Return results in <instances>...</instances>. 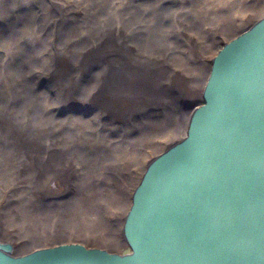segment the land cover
Returning <instances> with one entry per match:
<instances>
[{"label": "bare ground", "instance_id": "bare-ground-1", "mask_svg": "<svg viewBox=\"0 0 264 264\" xmlns=\"http://www.w3.org/2000/svg\"><path fill=\"white\" fill-rule=\"evenodd\" d=\"M263 7L264 0H0V242L14 255L44 246L37 227L72 238L65 242L106 239L109 230L112 242L130 206L131 168L185 134L209 73L210 42ZM66 100L82 113L57 114ZM152 118L166 121L165 139L149 128L130 139L131 124ZM53 180L68 190L65 200L42 193ZM21 198L32 209L22 223L38 216L33 226L20 225ZM55 200L64 207L35 211ZM44 217L53 223H40Z\"/></svg>", "mask_w": 264, "mask_h": 264}, {"label": "water", "instance_id": "water-1", "mask_svg": "<svg viewBox=\"0 0 264 264\" xmlns=\"http://www.w3.org/2000/svg\"><path fill=\"white\" fill-rule=\"evenodd\" d=\"M201 99L132 191L128 251L0 242V264H264V17L217 50Z\"/></svg>", "mask_w": 264, "mask_h": 264}, {"label": "rangeland", "instance_id": "rangeland-1", "mask_svg": "<svg viewBox=\"0 0 264 264\" xmlns=\"http://www.w3.org/2000/svg\"><path fill=\"white\" fill-rule=\"evenodd\" d=\"M235 11H236V9L233 8L232 12H235ZM263 17H264V7L251 20L243 22V23H236L232 29H229L227 31L221 29L220 31H222L223 33L220 32L221 34H219V36L216 37V39H214L209 44V51H208L209 52L208 53L209 54V56H208L209 58L206 59V66L208 68H210L211 58H212V57H210V54H212V56H214L215 53L217 52V50L222 46L224 41L230 39L231 37H234L235 35H237L241 31L245 30L253 22H255L256 20H259V19H261ZM235 18H237V17H235ZM45 85H46V82H45ZM67 101L69 102V100H66L64 102V104H63V111H61L59 108L56 109L57 114H62V113L70 114V113H73V112L82 113V111L79 110V107H78L79 102L78 101L76 102L75 100H73V101H75L74 102L75 104H73L71 102L67 106H65ZM195 101H198L199 104H200L202 102V99H201V97H198V96L194 97V101H192L191 104H190L192 107H195V106L199 105V104L195 105L194 104V103H196ZM153 114H154V116L156 118L160 117V112L159 111L158 112L155 111ZM156 118H152L153 120L150 123H144L141 120V122H135V123L131 124V126H130V139H139V138L143 137V134H141V133L142 132L146 133L147 132L146 128H149L147 133H150L152 135V137H154L156 135H160V138H163L164 136H161V135L166 134V132L168 131V129H167V131H165L166 127L164 126L166 121L164 120V122H163V121H160L159 119H156ZM110 128L112 129V127H110ZM162 131H165V133H163ZM169 137L170 138H168V139L163 138V139H165V141H162L160 144H157L156 148H154L153 150L149 151L151 156L147 157L145 159V162L142 164V167L139 164H141L144 161V159H141L140 162H138V164L135 165V167L131 168L132 177L135 176V178H132L133 180L131 182L136 181V177H138L140 174L142 175V170L144 171V169H145L143 167L144 166L146 167V164H147V162L149 160H151L153 157H155L156 155L161 153L170 144L180 140L183 137V135H178V136H176L173 139H171V136H169ZM131 182H130V192L133 191L134 185H135V182H133V183H131ZM42 193L46 194V195L54 196L55 198H61V200L68 196L67 195L68 194V190H66L65 193H62V195L60 194V195H57V196H55L54 194H51V193H46L44 191H42ZM21 200H22V202H21L22 205H17L18 206V215H19V219H20V225L22 226L23 224H27L28 223V225L33 226L34 225L33 221L34 220L38 221V216H32L31 218L26 220V223H22V218L24 216L22 214V212L24 210H31L32 211V209L27 204V203L30 202L29 200L28 201H24L23 198H21ZM57 201L55 200V202L53 203L51 208H49V207L48 208L40 207V208H38L35 211L39 212V211L50 210V209H52V210H54V209H62L64 207V205H65V202L62 201L61 204H57ZM48 221H49L50 224L53 223L51 218H50V220H48L46 217H44V220L40 221V223H43L44 225L48 226ZM48 230L52 234L53 231H52L51 227H48ZM23 231L26 233V231H28V230L23 228ZM36 234L38 235L39 241H41V242L43 241L42 243L47 242L46 245L62 243V242H65L64 239L72 240V238H63V236H53L51 234H45V231L40 230V228H38V227H37ZM110 237H111V233L108 230V236H107L106 239H96V240H94V239H91V238H88V237H82V236H76L73 239H75L76 241H81L82 243H84L85 245L90 246V247H102V248H106V249H109V250H112V251H116V252H119V253H124V252L128 251V247L125 244L124 240L122 239L121 232H120L119 229L115 228L114 237H113L112 242L109 241ZM28 247L29 246H27V248H21V249H19L17 247L18 249H15V251H16V253L20 254V253H24V252L28 251L29 249L34 248V246H31L32 248H28Z\"/></svg>", "mask_w": 264, "mask_h": 264}]
</instances>
